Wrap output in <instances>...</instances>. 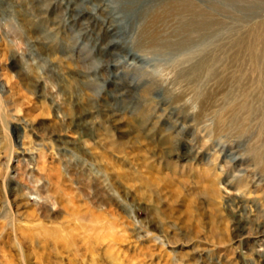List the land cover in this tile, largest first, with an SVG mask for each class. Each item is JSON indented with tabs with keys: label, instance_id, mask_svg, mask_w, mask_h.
Here are the masks:
<instances>
[{
	"label": "rangeland",
	"instance_id": "obj_1",
	"mask_svg": "<svg viewBox=\"0 0 264 264\" xmlns=\"http://www.w3.org/2000/svg\"><path fill=\"white\" fill-rule=\"evenodd\" d=\"M94 2L0 0V264H264L263 8L134 61L136 26L104 46L119 10L73 20Z\"/></svg>",
	"mask_w": 264,
	"mask_h": 264
},
{
	"label": "bare ground",
	"instance_id": "obj_2",
	"mask_svg": "<svg viewBox=\"0 0 264 264\" xmlns=\"http://www.w3.org/2000/svg\"><path fill=\"white\" fill-rule=\"evenodd\" d=\"M91 1H96L93 7L90 9L84 8L85 11H80L79 14L76 13V15L73 16V20H77L78 15L80 17H86L89 22L93 23L96 27L98 24V19L95 17L97 12L104 14L108 11L113 13L119 10L120 17L123 19H120V23L118 20V27L112 26L107 18L103 20L104 22L101 25L100 31L101 33L103 31L105 38L108 39L104 46L108 48V50H116V48H118V46L115 45L117 43L116 38L118 34L121 33V30L127 32L129 26L134 25L139 33L137 40L134 41L135 50L133 51L136 53H132L131 51L128 53V56L131 55L134 61L139 59L141 54L145 52L163 58L169 55H185L188 51L191 52L196 45L206 41L211 31L215 28H225L226 18L240 21L241 17H245L244 14L250 11L254 12V6L251 7L253 4H255V7L258 9L263 8L264 11V0H74L75 3L80 2L82 5L90 3ZM246 11L248 12L246 13ZM109 12L107 13L108 15H106L107 17L111 15ZM111 21L113 23L115 22L113 19H111ZM108 22L109 24H107ZM253 37L254 41L255 39L264 38V36L259 37L256 33H254ZM112 54L120 56V53ZM123 58L126 59L125 57ZM118 59L120 60V58ZM116 61L108 60L107 65L109 67L116 66L118 65ZM206 66H208L207 61L202 58L201 61L197 63V66L191 68L190 72H192L191 74H193V77H202L203 75L201 73L207 70ZM142 77L146 78L147 76ZM127 91H125V93H127ZM117 116L120 115L115 112L111 113L109 118L114 123H120L122 119L117 118ZM144 123L145 121L142 124ZM150 131H152V129ZM150 131L148 132L151 133ZM57 141L60 143V146H66L64 149L67 151L71 150L69 147L76 145L73 144L72 141L68 142V140L58 139ZM168 153L170 155L172 151ZM32 159H35V157L33 156ZM55 169L58 168L51 167L47 169L45 166L43 168L44 173L47 175L49 191H51L52 187H55V195L58 197L61 194L60 197L64 198L66 194L63 193H66V191L63 190L61 186H58L62 177L58 172L54 174V171H56ZM63 186H65V184H63ZM33 196L34 194H30L24 196V198L27 200ZM52 198L54 197L50 194L48 197L44 196L36 200L39 204L49 205L53 200ZM20 206L21 205H18L17 207L20 208ZM28 213L29 215L24 219L26 221L21 220L22 223H17V225H15V230L18 235L21 234V231L22 235H20V237L23 238V240L27 238V240H30L32 245H34L35 238L31 237L29 232L38 229L41 225L35 223L37 220L34 218H37V215L34 211ZM93 227L95 229L99 228L101 232L103 230V226L99 227V224ZM99 240H101V237H99ZM45 242H48V240H45Z\"/></svg>",
	"mask_w": 264,
	"mask_h": 264
}]
</instances>
